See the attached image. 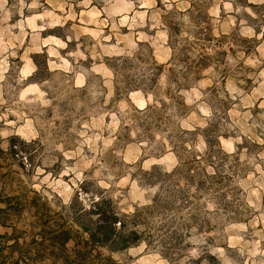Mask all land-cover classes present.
<instances>
[{
    "label": "rangeland",
    "instance_id": "obj_1",
    "mask_svg": "<svg viewBox=\"0 0 264 264\" xmlns=\"http://www.w3.org/2000/svg\"><path fill=\"white\" fill-rule=\"evenodd\" d=\"M189 1L0 0L1 264H264V0L197 1L213 37L232 34L217 68L228 77L210 67L182 92L179 126L195 134L179 135L178 156L162 135L148 144L121 127L131 104L145 101L115 95L110 58L151 49L165 64L162 18ZM34 54L49 74L40 84L28 81ZM209 124L233 154L225 166L237 176L226 183L225 202L240 213L236 222L216 210L211 191L195 193V173L199 181L213 173L203 159ZM175 168L181 177L162 188V175ZM98 189L115 211H137L130 227L149 235V245L111 252L89 242L80 225L92 220L84 210ZM163 237L169 250L157 244Z\"/></svg>",
    "mask_w": 264,
    "mask_h": 264
},
{
    "label": "trees",
    "instance_id": "obj_2",
    "mask_svg": "<svg viewBox=\"0 0 264 264\" xmlns=\"http://www.w3.org/2000/svg\"><path fill=\"white\" fill-rule=\"evenodd\" d=\"M197 1H189V7L182 12H176L174 8L165 11L162 23L167 31V45L170 48V58L165 64H157L152 57L151 49H148L147 56L138 52L130 57L115 56L110 58V63L107 65L115 79V95L127 96L137 93L145 101L141 108L131 104V112L121 119L122 129L126 132L132 128L137 129V141L148 144L155 141V134H160L167 140L176 156H178V149L183 143V139L181 140L179 135L195 134V129L190 131L179 126V120L185 116L187 108L182 92L200 79L201 73L210 67L218 72L221 79L224 80L228 77L225 69L218 71L217 68L219 65H224V58L227 55L225 51H220L221 45L232 34L223 35L220 33L217 37H213L207 26L209 17L200 9ZM178 18L187 20L183 22ZM182 33H186L185 38L181 36ZM207 49L210 50L209 54L205 53ZM38 56L39 54H34L32 57L36 70L28 79L29 83L40 84L49 75L46 72L45 62L40 65L36 61ZM161 78H163L162 85H160ZM208 92L214 93V87L208 89ZM218 106L219 112L222 113L223 106L220 103ZM215 113L216 109L212 113V122L220 117L216 118ZM204 131L203 140L206 150L203 159L206 165L212 168L213 173L203 174L202 181L196 180L198 173H195V193L203 195L207 190L211 191L208 200L217 208L216 210L221 209L228 220L236 222L240 218V213L230 211L229 204L225 202L226 183L232 180L233 176H237L235 170L225 166L226 159L232 157L233 154L229 155L222 151L219 137H225V135H220L215 124H209ZM157 143L156 149L163 147L161 141ZM235 148L239 150L241 145L236 144ZM181 165L179 162V167ZM158 169L159 167L154 165L150 171ZM180 171V168H175L169 173H164L159 185L163 188L168 181L175 182V175L178 174L180 177L182 175ZM193 177L185 176L183 178L186 182L193 183ZM157 180L160 179H153V181ZM182 192L178 191L177 195ZM170 193L175 199L176 194ZM91 197L89 206L84 212L92 220L90 219L86 225L81 224L80 226L82 231L87 233L88 240L92 245L106 248L111 252L127 249L142 241L149 245L150 241L146 237L149 235L130 227L135 224L137 211L130 214L115 211L112 202L99 189ZM158 198L159 196L155 199L154 206H156ZM185 204L188 205L185 206L187 208L192 206L191 201H186ZM166 239L167 237L159 238L157 244L167 248L165 250H169V247L165 245ZM168 244L171 246V243Z\"/></svg>",
    "mask_w": 264,
    "mask_h": 264
}]
</instances>
